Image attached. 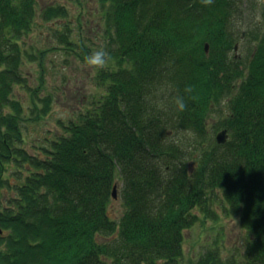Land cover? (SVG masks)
Listing matches in <instances>:
<instances>
[{
  "label": "trees",
  "instance_id": "trees-1",
  "mask_svg": "<svg viewBox=\"0 0 264 264\" xmlns=\"http://www.w3.org/2000/svg\"><path fill=\"white\" fill-rule=\"evenodd\" d=\"M240 1L98 0L113 58L97 75L105 91L36 153L24 145L14 88L30 92L33 120L50 112L52 96L21 69L24 57L45 66L44 51L23 48L37 0H0V264H180L186 230L200 214L218 218L219 192L250 236L243 251L223 257L211 246L193 264H264V10L245 62L232 54L244 34ZM67 13L50 6L43 18ZM75 46L83 59L92 52ZM223 104L228 112L211 133L208 118ZM224 128L229 138L218 143ZM181 129L193 133V147L174 138ZM116 185L119 220L110 214Z\"/></svg>",
  "mask_w": 264,
  "mask_h": 264
},
{
  "label": "rangeland",
  "instance_id": "rangeland-1",
  "mask_svg": "<svg viewBox=\"0 0 264 264\" xmlns=\"http://www.w3.org/2000/svg\"><path fill=\"white\" fill-rule=\"evenodd\" d=\"M60 5L67 9L66 16H58L49 20L43 18L45 9ZM237 6L235 10L243 12L238 14L235 23L244 34L239 40L238 49L235 48L232 54L246 62L256 48V43L251 40L252 33H249V30L253 23H261L264 0H241ZM36 9L37 17L33 30L24 36L23 48L36 52L38 55L44 51L42 62L45 66L43 70L40 66V59L33 61L24 57L21 69L31 86L42 85L40 93L43 97L52 96L51 110L42 119L33 120L30 109L32 105L30 92L16 85L14 95L22 101L25 107L24 145L31 152L39 153L40 145L49 144L50 140L64 131V124L78 119L80 113L86 112L93 105V101L105 91L103 86L98 85L99 71L94 74L85 66L84 59L79 55L81 50L75 45L84 43L91 47L92 51L99 48L106 49V40L105 19L98 0H37ZM66 39L75 42V45L68 44ZM41 77H44V82ZM227 112L225 104L216 107L211 112L208 118V128L211 133H214V125L220 124ZM171 133L173 134V130ZM174 138L184 139V142L192 147L196 144L193 133L184 129L175 133ZM195 147L193 150L187 149L191 150L185 157L190 166L195 165V158L199 151L198 145ZM11 180L17 182L18 178L11 175ZM4 191L9 196L10 190ZM213 198L216 201L213 203V209L217 210L218 218L205 217L200 214L199 222L186 230L184 257L180 264H193L211 246L218 245L223 257H229L244 250L250 236L249 231L242 227L238 215L227 214L224 211L225 201L220 192L214 193ZM123 213V200L117 197L110 206V214L119 220Z\"/></svg>",
  "mask_w": 264,
  "mask_h": 264
},
{
  "label": "clouds",
  "instance_id": "clouds-1",
  "mask_svg": "<svg viewBox=\"0 0 264 264\" xmlns=\"http://www.w3.org/2000/svg\"><path fill=\"white\" fill-rule=\"evenodd\" d=\"M214 0H201V3L205 6H210ZM112 56L105 48H99L93 50L90 54L84 57L85 66L90 69L94 74L98 71L106 70L111 66ZM185 93L189 94V98L196 99L195 95H191L195 89L192 85H187L184 89ZM176 108L183 112L187 108V103L183 96H177L174 98Z\"/></svg>",
  "mask_w": 264,
  "mask_h": 264
},
{
  "label": "water",
  "instance_id": "water-1",
  "mask_svg": "<svg viewBox=\"0 0 264 264\" xmlns=\"http://www.w3.org/2000/svg\"><path fill=\"white\" fill-rule=\"evenodd\" d=\"M235 48L238 49V44H236ZM206 49H207V51H209V45L208 44L206 45ZM216 138H217V142L218 143H225V142H227V140L229 138L228 129L227 128H224L223 130H221L220 132H218ZM113 195H114V198H117V196H118V194H117V185L114 187Z\"/></svg>",
  "mask_w": 264,
  "mask_h": 264
}]
</instances>
